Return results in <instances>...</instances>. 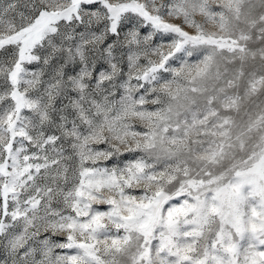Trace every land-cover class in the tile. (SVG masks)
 <instances>
[{
  "label": "snow or ice",
  "instance_id": "snow-or-ice-1",
  "mask_svg": "<svg viewBox=\"0 0 264 264\" xmlns=\"http://www.w3.org/2000/svg\"><path fill=\"white\" fill-rule=\"evenodd\" d=\"M0 264H264V0H0Z\"/></svg>",
  "mask_w": 264,
  "mask_h": 264
}]
</instances>
